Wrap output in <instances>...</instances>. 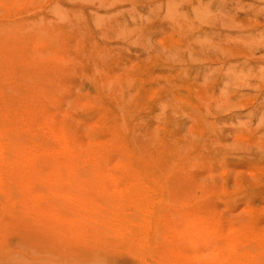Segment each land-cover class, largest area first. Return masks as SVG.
<instances>
[{
  "label": "rangeland",
  "instance_id": "374dc122",
  "mask_svg": "<svg viewBox=\"0 0 264 264\" xmlns=\"http://www.w3.org/2000/svg\"><path fill=\"white\" fill-rule=\"evenodd\" d=\"M0 123V264H264V0H0ZM20 149L113 173L134 238Z\"/></svg>",
  "mask_w": 264,
  "mask_h": 264
},
{
  "label": "bare ground",
  "instance_id": "6f19581e",
  "mask_svg": "<svg viewBox=\"0 0 264 264\" xmlns=\"http://www.w3.org/2000/svg\"><path fill=\"white\" fill-rule=\"evenodd\" d=\"M5 88V87H4ZM26 108V107H25ZM2 109V108H1ZM7 111V110H6ZM31 114V113H30ZM9 116V115H8ZM10 117V116H9ZM16 117V116H15ZM25 119V118H24ZM30 122V121H29ZM34 122V121H33ZM1 124V123H0ZM3 124V123H2ZM13 127V125H16V124H11ZM19 126V125H18ZM27 126V125H26ZM17 127V125H16ZM1 128V126H0ZM9 128V126H8ZM16 129V128H15ZM11 130V128H10ZM1 131H2V128H1ZM21 131V130H20ZM26 131V130H25ZM62 131V130H61ZM93 131V130H91ZM4 133V132H3ZM14 133H17L15 131H8L7 134V137L9 139V141H12L14 142L15 140H20V138L22 137L20 133V135L18 134H14ZM25 133V132H24ZM28 133V131H27ZM5 135V134H3ZM23 135V133H22ZM1 136V135H0ZM42 136V135H41ZM6 137V138H7ZM31 137V136H30ZM5 138V139H6ZM23 138V137H22ZM25 139V138H24ZM23 139V140H24ZM23 140L21 139V141L23 142ZM35 140V139H34ZM48 140V139H47ZM25 141V140H24ZM7 142V141H6ZM30 142V141H29ZM42 142V141H41ZM9 143V142H8ZM20 143V142H19ZM31 143V142H30ZM13 144V143H12ZM15 144V143H14ZM35 144V143H34ZM39 144V143H38ZM92 144V143H91ZM32 145V144H31ZM9 146L12 147L9 143ZM17 146V145H16ZM15 146V147H16ZM39 146V145H38ZM25 147V146H23ZM42 147V146H41ZM27 148V147H26ZM43 148V147H42ZM58 148V147H57ZM8 149V147H7ZM6 149V150H7ZM16 149V148H15ZM9 150H12V149H9ZM7 150V151H9ZM19 150V148L17 149ZM21 150V149H20ZM27 150V149H26ZM57 150V149H56ZM1 151V150H0ZM6 151V153H7ZM25 150H23V153H24ZM12 152V151H11ZM18 152V151H17ZM16 152V153H17ZM27 152V151H26ZM15 153V151H14ZM20 154V152H18ZM13 154V153H12ZM26 155V153H24ZM22 154V150H21V154H20V158L23 159L24 161V165H26L29 169L28 170H31L30 172H33L37 177H49L51 178L52 180H54L55 182H63V181H69L71 186H75V181L76 180H82V187H87L89 186V190H91L95 196H79V197H74L75 195H63L61 198L68 202V203H75L76 205V208H77V211L81 214L80 216V221L81 222H84V223H91V224H94V225H100L102 227H104L106 229V231L110 232L111 234H115V237H117V239H120V241H131L132 236H131V233L130 231L124 227V224L125 223H129V222H133L134 221V216L135 214H132L131 216H127L125 218H122V217H116L115 218H110L108 217L106 214H105V204H99V203H109V198H111L110 196H112L111 194L115 195V197H122L123 196V193L119 190L118 188V182L117 180L112 176V174H109L111 172L108 173V170L106 172L103 171V168L100 169L99 171H97L95 169V171H86L85 173H82V171H79L78 169L76 170V168L72 167L71 165L67 164L66 160L63 158V159H60V160H57L56 158L54 157H47V156H41V158H43L39 163H37L36 167L35 168H31L32 165L29 164V162L27 161L26 159V156ZM8 155V154H7ZM9 156V155H8ZM102 157V156H101ZM9 162V161H8ZM100 163V162H99ZM109 163V162H108ZM131 163V162H130ZM100 166V165H99ZM98 166V167H99ZM31 168V169H30ZM22 170V168H20V171ZM19 173V172H18ZM127 174V173H126ZM92 176H97V177H101V180L100 179H97V177L95 178L96 181H91L92 179ZM121 178V177H120ZM127 181V180H126ZM131 183V182H130ZM143 183V182H142ZM129 184V183H128ZM81 185V184H79ZM133 185V184H132ZM160 186V185H159ZM80 187V186H79ZM129 188V187H128ZM39 189V188H38ZM85 189V188H84ZM67 190V189H66ZM126 190V189H125ZM8 191V190H7ZM90 191V193H91ZM92 193V194H93ZM54 195V194H53ZM57 195V194H55ZM39 196V195H38ZM47 197V196H46ZM126 197V196H125ZM39 198H41L39 196ZM52 198L48 199V200H51ZM109 199V200H108ZM111 199L114 200V197H112ZM121 199V198H120ZM12 200V199H11ZM42 200V199H41ZM46 200V198L44 199ZM54 200V199H53ZM56 200V199H55ZM115 200H118L115 198ZM114 200V201H115ZM7 201V200H6ZM57 201V200H56ZM111 201V200H110ZM153 201V200H152ZM31 202V201H30ZM37 202V200H36ZM50 202V201H49ZM5 203V201H4ZM19 203V202H18ZM43 203H45V201H43ZM123 203V202H122ZM46 204V203H45ZM56 204V203H55ZM49 206V205H48ZM123 207V206H122ZM138 207V206H137ZM136 207V208H137ZM47 208V207H46ZM121 208V206H120ZM139 208V207H138ZM45 209V208H44ZM48 209V208H47ZM140 209V208H139ZM185 209V208H184ZM16 210V209H15ZM45 211V210H44ZM109 211V210H107ZM43 212V211H42ZM53 212V211H51ZM134 212V211H133ZM140 212V211H139ZM151 213V211H150ZM50 214V213H49ZM56 215H54L55 217ZM47 217V216H46ZM52 217V216H51ZM60 217V216H59ZM57 218V216L55 217ZM14 219V218H13ZM59 219V218H58ZM61 219V218H60ZM64 219V218H62ZM61 219V220H62ZM57 220V219H56ZM66 220V219H65ZM143 221V220H142ZM150 221V220H149ZM22 222V221H21ZM65 222V221H64ZM144 222V221H143ZM142 222V223H143ZM20 224V222H19ZM66 224V223H65ZM70 224V223H69ZM145 224V223H144ZM189 225H194V222H190L188 223ZM45 225V224H44ZM129 225V224H128ZM127 225V226H128ZM130 225H133L130 223ZM22 226V225H21ZM47 227H49L48 225H46ZM69 226V225H68ZM141 226V225H139ZM143 226V224H142ZM61 227V226H60ZM58 227V228H60ZM203 227V226H202ZM45 228V226H44ZM51 228V227H49ZM57 228V227H56ZM61 229V228H60ZM150 229V228H149ZM29 230V229H28ZM49 230V229H47ZM52 230V229H51ZM132 230V229H131ZM194 230V229H193ZM196 230V229H195ZM199 230V229H198ZM202 229H200L201 231ZM204 230V229H203ZM72 231V230H71ZM85 231V230H84ZM169 231V230H168ZM197 231V230H196ZM30 232V231H28ZM175 232V231H174ZM177 232V231H176ZM189 232H191V230H189ZM187 232V234L189 233ZM46 233V232H45ZM52 233V232H51ZM193 233V232H192ZM203 233V232H202ZM32 234V233H31ZM137 234V233H136ZM152 234V233H151ZM168 234V233H167ZM172 234V233H171ZM176 234V233H175ZM174 234V235H175ZM181 234V233H180ZM205 234H207L206 236L208 237V243H211V239H209L210 237H212L214 235L213 232H211L210 230H206ZM173 237H176L174 236ZM186 235V234H185ZM189 235V234H188ZM191 235V234H190ZM194 235V234H193ZM138 236V235H137ZM178 236V234H177ZM195 236V235H194ZM205 236V235H204ZM172 237V238H173ZM188 237V236H187ZM148 238V237H147ZM154 238V237H153ZM170 238V236H169ZM171 238V239H172ZM186 238V237H185ZM184 236H183V239H185ZM192 238V237H191ZM48 239V238H47ZM194 239V238H193ZM133 241V240H132ZM169 241V240H168ZM186 241V240H185ZM194 241V240H193ZM179 242V241H178ZM181 242V241H180ZM191 242V241H190ZM198 242V239L197 241ZM135 244V243H134ZM140 244V243H138ZM201 244V242H200ZM199 244V245H200ZM212 244V243H211ZM137 245V244H136ZM143 245V244H142ZM174 245V244H173ZM213 245V244H212ZM140 246V245H139ZM189 247V246H188ZM212 247V246H211ZM216 247V246H215ZM214 247V248H215ZM132 248V247H131ZM78 249V248H77ZM137 249V248H136ZM165 249V248H164ZM217 253V252H216ZM196 254V253H195ZM179 255H181V251H178L177 248H175L174 246H172L170 248V250L168 251L166 257H165V261L167 263H172L176 257H178ZM213 256V255H212ZM206 260V259H205Z\"/></svg>",
  "mask_w": 264,
  "mask_h": 264
}]
</instances>
